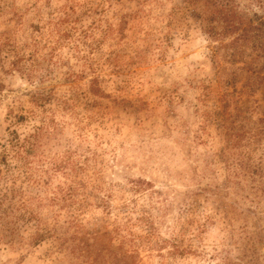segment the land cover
<instances>
[{"label":"rangeland","instance_id":"obj_1","mask_svg":"<svg viewBox=\"0 0 264 264\" xmlns=\"http://www.w3.org/2000/svg\"><path fill=\"white\" fill-rule=\"evenodd\" d=\"M214 1L0 0V264H264V50Z\"/></svg>","mask_w":264,"mask_h":264},{"label":"trees","instance_id":"obj_2","mask_svg":"<svg viewBox=\"0 0 264 264\" xmlns=\"http://www.w3.org/2000/svg\"><path fill=\"white\" fill-rule=\"evenodd\" d=\"M232 2L233 1L231 0H215L214 4L211 6L212 8H209L207 6L206 10H202L201 16V19L204 24L203 30L211 38H221L227 33L236 32L239 30V33L235 37H233L229 43H220V45H224L225 47H233L234 50L229 53V58L231 60L236 57L235 49H237V47H239L248 39H256L257 42H259V48L264 50V40L260 39V37H264V17L254 14V18L247 17L245 19L244 17L240 16L236 11H234L232 7H227L230 6ZM189 3H192L193 6H196V0H189ZM254 20H256L255 23ZM217 25H221V27L217 29ZM218 47L219 46H215V49L211 51L214 58H216L215 50L218 49ZM260 70L261 68H258L257 74L260 73ZM258 76L260 77V79H264L261 77L262 75ZM204 95H207V93ZM239 115V113L234 114L230 112L227 109L226 105H222V108H220L216 116L217 120L221 122V126L225 128L223 148L224 150L221 152L225 156V161L228 164L227 168H229V166L233 163L230 158L232 157L234 159L238 155L236 149L243 145V139L244 137H246L247 131L245 130V128L247 127H245V123L243 121H239L237 119ZM236 119L238 121H236ZM251 137L252 139H254L256 137V133H252ZM248 158L249 156H247V159ZM238 161L244 160L240 159ZM238 161H235V164H237L236 162ZM254 170H259L261 174H264V166L257 167ZM212 193H216V191H213ZM143 219L145 220V224L148 226L149 229L147 234H153V227L151 222L152 218L148 215H144ZM172 244L175 249V243L172 242ZM161 245L162 244H160L159 246ZM115 264L119 263L115 262Z\"/></svg>","mask_w":264,"mask_h":264}]
</instances>
